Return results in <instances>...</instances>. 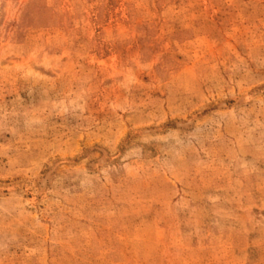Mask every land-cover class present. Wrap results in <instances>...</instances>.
Segmentation results:
<instances>
[{"label":"rangeland","instance_id":"obj_1","mask_svg":"<svg viewBox=\"0 0 264 264\" xmlns=\"http://www.w3.org/2000/svg\"><path fill=\"white\" fill-rule=\"evenodd\" d=\"M0 264H264V0H0Z\"/></svg>","mask_w":264,"mask_h":264}]
</instances>
